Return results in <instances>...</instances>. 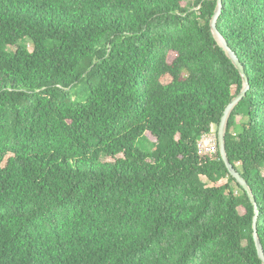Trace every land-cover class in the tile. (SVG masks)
I'll list each match as a JSON object with an SVG mask.
<instances>
[{
  "label": "trees",
  "instance_id": "obj_1",
  "mask_svg": "<svg viewBox=\"0 0 264 264\" xmlns=\"http://www.w3.org/2000/svg\"><path fill=\"white\" fill-rule=\"evenodd\" d=\"M222 2L251 85L226 150L264 247V0ZM217 6L0 0V264H263L254 204L199 150L243 88Z\"/></svg>",
  "mask_w": 264,
  "mask_h": 264
},
{
  "label": "water",
  "instance_id": "obj_2",
  "mask_svg": "<svg viewBox=\"0 0 264 264\" xmlns=\"http://www.w3.org/2000/svg\"><path fill=\"white\" fill-rule=\"evenodd\" d=\"M222 6L223 2L222 0H218V6L216 8V11L211 19V28L214 33V36L220 46L224 48L226 51V54L228 57L233 61L235 66L238 68V70L241 73V76L243 78V88L242 90L233 98V100L228 104V106L225 109L224 115L221 119V123L218 128V139H219V149L221 152V156L230 172V174L235 178V180L243 187L248 196L250 197L252 203L255 206V211L256 215L254 217V223H253V235L256 243V247L258 250V254L262 260V263L264 264V247L261 242V239L258 234V225H257V220H258V214H259V209H258V204L255 198V195L253 193V190L247 181V179L243 176V174L236 168V166L230 161L227 150H226V132L228 128V122L229 118L232 114L233 109L236 107V105L246 96L248 90L250 89V79L248 74L246 73L245 66L242 64L239 56L236 54V52L229 46L227 40L223 36V34L219 31L217 27V21L218 18L222 12Z\"/></svg>",
  "mask_w": 264,
  "mask_h": 264
},
{
  "label": "rangeland",
  "instance_id": "obj_3",
  "mask_svg": "<svg viewBox=\"0 0 264 264\" xmlns=\"http://www.w3.org/2000/svg\"><path fill=\"white\" fill-rule=\"evenodd\" d=\"M30 47L32 48V45L30 44ZM217 129L214 127L213 131L211 133H208L206 135H203L200 138V151L203 154H211L217 152L219 148V139H218V134L216 133ZM149 141L146 139L142 138L138 140L137 146L147 150V151H152L154 149V146ZM105 160V158H103ZM203 179L207 183H211L210 180L206 177H203ZM242 210V209H241Z\"/></svg>",
  "mask_w": 264,
  "mask_h": 264
},
{
  "label": "built area",
  "instance_id": "obj_4",
  "mask_svg": "<svg viewBox=\"0 0 264 264\" xmlns=\"http://www.w3.org/2000/svg\"><path fill=\"white\" fill-rule=\"evenodd\" d=\"M199 150H200V140H199ZM201 152V151H200Z\"/></svg>",
  "mask_w": 264,
  "mask_h": 264
}]
</instances>
